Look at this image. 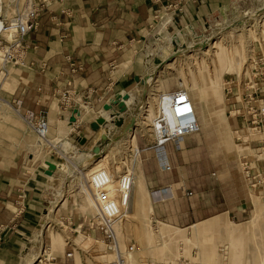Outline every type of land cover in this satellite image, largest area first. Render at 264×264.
Instances as JSON below:
<instances>
[{
    "label": "crops",
    "instance_id": "obj_1",
    "mask_svg": "<svg viewBox=\"0 0 264 264\" xmlns=\"http://www.w3.org/2000/svg\"><path fill=\"white\" fill-rule=\"evenodd\" d=\"M230 1L51 0L49 5L39 10L37 28L26 37L28 66L26 69L11 68L9 73L14 75L13 80L11 83L9 80L3 82L4 88L12 84L13 91L4 92L9 96L7 102L20 115L49 117L50 135L56 132L57 136L63 137L67 131L62 120L55 117L57 110L67 112L57 104L62 91L70 89L75 98H86L113 87H129L142 69L150 64L145 59L149 56L153 60V56L166 57L169 46L174 47L172 38L178 40L179 36L182 37L181 30L198 22L204 28L206 24L202 19ZM173 32L176 35L170 37ZM166 38L168 45L159 55L158 44L164 43ZM121 95L125 102L128 100L126 103L132 102L131 92ZM197 96V100L191 98L198 112L200 129L211 130L185 136L178 146L167 142L160 149L151 142L142 149L145 151L144 164L137 174L131 175L130 208L128 205L126 213L132 210L133 203L141 205L150 223L158 230L162 229L163 234L175 230L189 233L192 227L205 223L214 230L227 222H244L248 217V196L234 157L238 151L233 147L225 148L222 141L225 138L229 140L228 130L233 134L234 130L244 126L241 118L229 114L230 108L239 104L230 105L229 94L224 95L225 103L205 93ZM1 98L0 105L3 103ZM218 102H221L223 114L215 116L216 107H220ZM81 107L85 109L82 117L85 119L89 109ZM111 113L102 108L95 112V116L107 117ZM5 120L0 124L5 125L6 135L12 140L17 137L18 143L21 140L26 144L25 136L18 128L19 122L8 116ZM129 140L134 143L133 132ZM0 142L10 146L14 144L1 136ZM94 143L92 139L89 145ZM134 150L139 153L135 145ZM46 161L55 163L57 168L60 166L51 159H43L45 167ZM164 163L170 168L165 169ZM32 166V162L24 160L21 149H10L0 143V225L4 228L0 264H18L23 247L32 244L29 238L34 235L33 230L41 231L46 227L43 223L41 228L39 221L46 206L53 203L54 192L42 188L46 180L34 179L28 171ZM54 177L53 174L46 176L48 180ZM87 179L90 181L91 177ZM85 192L84 211H88L87 201H92L90 187ZM54 214L66 225L64 243L44 230L43 245L39 253H35L36 260L41 257L42 261L38 263L35 260V264H90L97 259L100 260L98 264H106L107 248L91 251L93 244L90 239L98 241L96 239L102 235L92 229L91 217L77 209L72 195L54 206ZM231 225L240 226L232 222ZM207 228L195 229L201 232ZM129 242L139 247L132 239ZM27 249L33 251L35 247L30 245ZM68 252L71 256L66 255ZM31 263L29 261L28 264Z\"/></svg>",
    "mask_w": 264,
    "mask_h": 264
},
{
    "label": "rangeland",
    "instance_id": "obj_2",
    "mask_svg": "<svg viewBox=\"0 0 264 264\" xmlns=\"http://www.w3.org/2000/svg\"><path fill=\"white\" fill-rule=\"evenodd\" d=\"M5 1L9 5L13 0ZM263 18L264 0H232L208 18L202 19V22L206 24L204 28L198 22L189 26L192 28L191 30L189 27L181 30L183 32L182 37L179 36L178 40L172 38L174 47L169 46L167 56L164 57L160 54L162 48L168 45L166 38L164 43L158 44L160 56H153L155 60L152 59V56L145 59V62L150 64L142 69L136 81H133L129 87L123 89H114L113 87L94 97H76V101L72 103L74 107H67V112L60 113V110H57L55 117L62 120L67 134L62 137L53 132L50 135L51 129L49 128L48 139L51 141L50 143L43 141V139H37L28 125L27 114L20 115L11 109L7 102L9 96L4 92H12V84L8 88H4L3 82L12 81L11 78L14 75L3 74L0 64V96L3 101L0 105V122L5 120L6 116L13 117L19 122L18 128L21 135L25 136L26 144L21 140L18 143L17 137L13 140L10 139L6 135L5 125L1 124L0 136L14 144L10 146L3 142L0 143L10 149H21L24 160L33 164L28 171L32 173L34 179L36 181L46 180L42 188L54 192L53 203L46 206V211L41 215L39 221L41 228L43 223L46 227H43L41 231L33 230L34 235L29 239L32 241L30 245H34L35 249L30 251L27 249L30 245L27 244L28 247L25 245L18 264H28L29 261L34 263L36 254L39 253L44 242V230H47L48 234L58 237L59 241L64 243L66 225L61 223L54 214V206L59 204L60 200L72 195L78 210L90 217L94 216L95 209L92 201H87L88 211H84V208L86 206V182L88 181L87 178L92 177L97 171L94 168L95 162L100 159L101 167L97 169L104 170L110 176L111 180L108 186L110 193L117 189L122 175L126 173L132 176L137 174L140 166L142 167L144 164L143 153L145 151L142 149L151 144L154 139L152 121L156 114L158 94L162 91L167 92L175 88H182L188 91L193 99L197 100L198 93L201 95L205 93L225 103L224 95H231L225 89L227 81L240 77L244 67H246L247 73L251 60L247 57L237 72H225L223 69L214 70L216 72L215 81H212L211 76L205 71L196 75L195 66L200 65L203 61L207 70L210 68V60L213 54V49L210 46L216 40L226 46L240 37L244 43L246 41L245 48L248 53L251 52V44L256 49L255 54L258 53L260 49L264 48L263 34L260 29L264 25ZM251 24L257 37L253 41L247 31ZM174 35H176L175 32L169 34L170 37ZM260 39L263 47L259 44ZM208 49L211 52L205 53ZM224 61L226 62V58ZM24 69L26 68L24 67ZM124 92L133 94L132 103L129 107H122L118 100L120 94ZM110 95H114L115 99L117 98L113 102L118 103V106L112 110L111 116L113 118L106 119V122L100 124L95 118V112L103 108V102ZM232 100L234 99L232 98ZM195 103L200 105L198 101ZM218 103L220 107H216L213 114L215 116L223 114L221 102ZM57 104L61 110H64L59 101ZM81 106H86L89 109V114L85 119H82L83 116L81 119L73 117V109L81 108ZM44 115L46 114L44 113ZM73 118L74 120L71 121ZM49 120L48 117V122ZM208 130L211 128L200 129L197 133L208 132ZM131 132L134 135V143L129 140ZM227 135L229 140L227 138L222 140L225 142V148L233 147V149H237L238 153H248L246 149H243L244 147H239L242 148L239 149L234 145L233 134L230 130L227 131ZM92 139L95 140V143L90 146L89 142ZM133 144L139 148L138 154L135 153ZM70 146H74L76 149ZM87 149H90L94 154L86 151ZM77 152H81L83 156ZM95 153L99 155L108 154V156L103 159L97 157ZM234 157L237 163V152L234 153ZM43 159H51L60 164L53 180H48L45 171H42V169L47 168L43 164ZM37 166L39 169L35 170ZM244 187L247 192L245 194L248 196V217L241 223L240 221H231L232 223H239L240 226H232L231 222H227V224L225 223L222 227L214 230L208 226V223H205L192 227L189 233H180L179 230H175L169 234H163L162 229L158 230L150 223L149 216L142 210L141 205L133 203L132 210L127 211V213L124 210L125 216L115 225L122 246L128 244L131 239L139 246L138 248L135 246L131 256L126 258V264H176L180 255L184 258V264H264V191L252 190L246 185ZM110 195L112 196V194ZM205 226L208 227L205 231L197 232L195 229ZM81 238L83 237L80 236ZM96 240L98 241L90 239V243L93 244L91 251L95 249L104 250L105 246L100 241L101 238ZM113 259L114 254L108 250L106 262ZM99 261L97 259L96 262L93 261L90 264H98Z\"/></svg>",
    "mask_w": 264,
    "mask_h": 264
},
{
    "label": "built area",
    "instance_id": "obj_3",
    "mask_svg": "<svg viewBox=\"0 0 264 264\" xmlns=\"http://www.w3.org/2000/svg\"><path fill=\"white\" fill-rule=\"evenodd\" d=\"M50 2L51 0L39 2L13 0L8 5L5 0H0V64L3 74H9L10 68L28 66L29 45L26 37L37 28L39 10ZM255 56L256 61L250 63L249 71L242 76L241 80L227 81L225 89L227 93H231L229 104H239L238 107L230 108L229 114L241 118L244 123L241 129L233 131L236 146L244 147L243 149L248 151V153L237 154L240 175L246 187L264 191V48L260 49ZM159 95L155 125L152 128L153 144L160 149H163L167 142H173L178 146L179 141L185 136L200 130L195 104L182 88H175ZM75 101L72 90L67 89L61 92L59 102L64 108L74 107L72 103ZM27 122L38 140L46 138L47 118L28 115ZM164 167L170 168L165 163ZM131 177L129 173L122 175L121 195L118 199L109 194L108 186L111 179L104 170L94 172L88 182L95 209V214L91 217V227L101 233L100 241L114 254V259L107 261L106 264H125V259L129 258L134 251V243L129 242L122 246L120 236L115 229V225L123 219L124 210L129 205ZM3 229L0 225V246L4 239ZM66 255L71 256V253L68 252ZM36 261L40 263L42 258L37 257ZM184 263V258L180 255L176 264ZM32 264H35V261Z\"/></svg>",
    "mask_w": 264,
    "mask_h": 264
},
{
    "label": "bare ground",
    "instance_id": "obj_4",
    "mask_svg": "<svg viewBox=\"0 0 264 264\" xmlns=\"http://www.w3.org/2000/svg\"><path fill=\"white\" fill-rule=\"evenodd\" d=\"M264 19V18H263ZM262 20V19H261ZM261 26V25H260ZM264 25H262L261 26V33L263 34V39H264V27H263ZM247 31H248V33H249V37L251 38V40L253 41L255 38H257L256 36H255V34H254V30H253V26H252V24L249 26V28H247ZM238 39L237 40H235V41H233V42H231L230 44H228V45H223L222 43H220V41L219 40H216V41H213L212 43H211V49H213L212 50V58H211V65H210V68H208V70H207V68L205 67V65H204V62L202 61L201 63H200V65H198V66H195V68H196V75H198V74H200L201 72H203V71H205V72H207L208 74H209V76H211V80L212 81H215L216 79V72L214 71V70H218V69H223L225 72L226 71H228V72H237L238 71V69L242 66V64H243V62H244V60H246V58L247 59H249V60H251V62H255L256 61V56H255V51H256V49H255V47L251 44L250 45V47H251V52L250 53H248L247 51H246V41H245V43H244V41L240 38V37H237ZM250 38H248V39H250ZM248 43H249V41H247ZM251 43V42H250ZM259 44L261 45V47H263V44H262V42H261V39L259 40ZM259 45V46H260ZM215 50V51H214ZM206 52H211V50L210 49H208V50H206L205 51V53ZM248 53V55L246 56V54ZM224 58H226V62L224 61L223 62V60H224ZM250 62V63H251ZM207 63V62H206ZM250 65V64H249ZM2 66V65H1ZM246 73V67H244V69H243V71L241 72V75H240V77H238L237 79L238 80H240L241 78H242V76L244 75ZM211 88V87H210ZM187 93H188V91H186ZM163 93V92H162ZM189 94V93H188ZM190 96V95H189ZM191 98V97H190ZM117 99V98H116ZM115 99V97L113 98V99H111L108 103H109V108L108 109H103L104 111H112L113 109H115L117 106H118V103H115V102H113V101H115L116 100ZM159 99H160V95L158 94V97H157V100H156V106H157V103L159 102ZM118 100H119V102H121V106L122 107H129V105L132 103V102H129V103H126L123 99H122V95L120 94V97H118ZM156 113H157V107H156ZM84 114H85V109L83 108V107H81V108H77L76 109V112L73 114V117H75V118H81L82 116H84ZM107 116V115H106ZM114 117H116V116H114ZM98 118H101L102 119V121H100V124H102V123H104V122H106V119H109V118H113L111 115H108L107 117H104V116H102V115H100V116H98V117H96V119H98ZM155 118H156V114H155V117H154V119H153V121H152V128H153V126L155 125ZM48 134H49V125H48ZM48 134H47V136H46V138L45 139H43V141H46V142H48V143H50L51 141L48 139ZM130 137V136H129ZM133 137H134V135H133ZM112 143H114V142H112ZM111 143V144H112ZM117 143V142H116ZM116 145V144H115ZM114 147V146H113ZM80 151V150H79ZM82 151H85V150H82ZM86 151H88V150H86ZM91 151V150H90ZM76 152V151H75ZM89 152V151H88ZM77 153H79V155H81V156H83L82 155V153L81 152H77ZM91 153L92 154H94L92 151H91ZM135 153H136V151H135ZM83 154H84V152H83ZM86 154V153H85ZM78 155V156H79ZM95 155H97V157L99 156V157H102L103 159L105 158V157H107L108 156V154H105V155H99L98 153H95ZM102 158H101V160H102ZM98 159V158H97ZM106 161V160H105ZM108 161V160H107ZM54 165H55V168L53 169V170H51L49 173L48 172H45V175L47 176V175H55L57 172H58V170H59V168H57L56 167V164L54 163ZM48 167V166H47ZM100 167H101V163H100V159L97 161V162H95V164H94V168L96 169V170H99L100 169ZM97 168H99V169H97ZM48 169V168H47ZM45 170V171H48V170ZM131 175V174H130ZM119 180H121V179H119ZM88 182L89 181H87L86 182V188L88 187L89 188V184H88ZM131 184H132V177H131ZM109 194H112V196L111 197H114V198H116V199H118V197L121 195L120 194V182H119V185H118V187H117V189L116 190H113L111 193L109 192ZM91 200V199H90ZM93 203V202H92ZM126 260V259H125ZM127 262V261H126ZM126 262H125V264H126Z\"/></svg>",
    "mask_w": 264,
    "mask_h": 264
},
{
    "label": "water",
    "instance_id": "obj_5",
    "mask_svg": "<svg viewBox=\"0 0 264 264\" xmlns=\"http://www.w3.org/2000/svg\"><path fill=\"white\" fill-rule=\"evenodd\" d=\"M124 96H126V95H124ZM114 98V95H112V96H110V98L106 101V103H104L103 104V109H108L109 108V101L111 100V99H113ZM73 112L75 113L76 112V109H73ZM74 120V118L73 119H71V121H73ZM97 120V122H99L100 123V121H102V119L101 118H98V119H96ZM46 164H47V170L48 171H45V172H50L51 170H53L54 168H55V165H54V163H52L51 161H46L45 162Z\"/></svg>",
    "mask_w": 264,
    "mask_h": 264
}]
</instances>
